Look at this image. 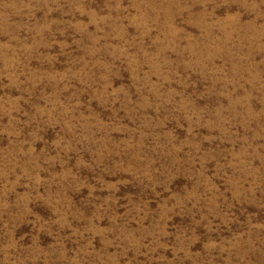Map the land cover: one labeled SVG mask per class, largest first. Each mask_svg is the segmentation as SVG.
<instances>
[{"label":"rangeland","instance_id":"374dc122","mask_svg":"<svg viewBox=\"0 0 264 264\" xmlns=\"http://www.w3.org/2000/svg\"><path fill=\"white\" fill-rule=\"evenodd\" d=\"M0 264H264V0H0Z\"/></svg>","mask_w":264,"mask_h":264},{"label":"bare ground","instance_id":"6f19581e","mask_svg":"<svg viewBox=\"0 0 264 264\" xmlns=\"http://www.w3.org/2000/svg\"><path fill=\"white\" fill-rule=\"evenodd\" d=\"M251 48V47H250ZM258 49V48H257ZM231 52V51H230ZM211 54V53H210ZM224 54V53H223ZM250 54V53H249ZM254 56V55H253ZM231 57V56H230ZM260 64V63H259ZM256 67V66H255ZM246 105V104H245Z\"/></svg>","mask_w":264,"mask_h":264}]
</instances>
